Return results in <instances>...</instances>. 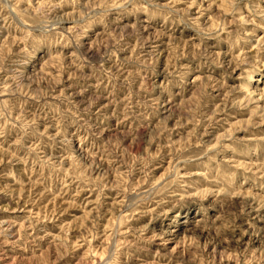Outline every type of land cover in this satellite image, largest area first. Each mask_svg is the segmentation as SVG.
Masks as SVG:
<instances>
[{
    "label": "clouds",
    "instance_id": "obj_1",
    "mask_svg": "<svg viewBox=\"0 0 264 264\" xmlns=\"http://www.w3.org/2000/svg\"><path fill=\"white\" fill-rule=\"evenodd\" d=\"M0 264H264V0H0Z\"/></svg>",
    "mask_w": 264,
    "mask_h": 264
}]
</instances>
